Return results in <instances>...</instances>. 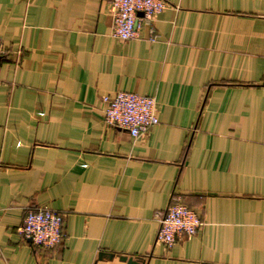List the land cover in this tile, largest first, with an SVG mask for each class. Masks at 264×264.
Returning a JSON list of instances; mask_svg holds the SVG:
<instances>
[{
  "label": "crops",
  "instance_id": "crops-1",
  "mask_svg": "<svg viewBox=\"0 0 264 264\" xmlns=\"http://www.w3.org/2000/svg\"><path fill=\"white\" fill-rule=\"evenodd\" d=\"M164 1L155 42H120L105 0H0V264H264V0ZM117 92L158 124L105 125ZM172 195L203 224L167 250ZM29 208L60 245L20 235Z\"/></svg>",
  "mask_w": 264,
  "mask_h": 264
},
{
  "label": "built area",
  "instance_id": "built-area-1",
  "mask_svg": "<svg viewBox=\"0 0 264 264\" xmlns=\"http://www.w3.org/2000/svg\"><path fill=\"white\" fill-rule=\"evenodd\" d=\"M112 19L111 37L127 42L140 39L141 30L148 28L147 41L157 39L155 20L166 9L164 0H105ZM3 54L0 46V56ZM104 124L125 130L137 139L158 124L156 101L135 93L117 92L113 97L104 96ZM64 216L48 208L26 210L20 235L35 247L51 249L64 238ZM159 229L155 243L170 249L183 239L193 237L202 226L194 210L172 195L163 216L158 220Z\"/></svg>",
  "mask_w": 264,
  "mask_h": 264
},
{
  "label": "water",
  "instance_id": "water-1",
  "mask_svg": "<svg viewBox=\"0 0 264 264\" xmlns=\"http://www.w3.org/2000/svg\"><path fill=\"white\" fill-rule=\"evenodd\" d=\"M29 242V241H28ZM120 260L123 261V262H126L127 264H144L143 262L141 261H138V260H135L133 258H128L126 256H121L120 257Z\"/></svg>",
  "mask_w": 264,
  "mask_h": 264
}]
</instances>
